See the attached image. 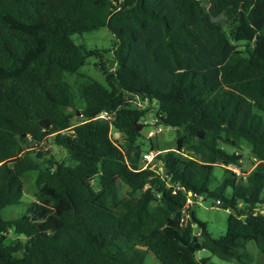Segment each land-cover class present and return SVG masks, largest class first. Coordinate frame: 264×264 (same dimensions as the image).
Returning <instances> with one entry per match:
<instances>
[{
	"label": "trees",
	"instance_id": "trees-1",
	"mask_svg": "<svg viewBox=\"0 0 264 264\" xmlns=\"http://www.w3.org/2000/svg\"><path fill=\"white\" fill-rule=\"evenodd\" d=\"M102 27L112 73L106 50L73 40ZM92 56L105 85L80 72ZM150 115L175 130L172 149L144 138ZM49 136L67 163L43 147ZM146 140L157 168L142 169ZM241 140L253 168L239 175L222 146ZM30 172L34 200L5 220ZM188 193L230 211L224 235L195 218ZM203 250L264 264V0H0V264H211Z\"/></svg>",
	"mask_w": 264,
	"mask_h": 264
},
{
	"label": "rangeland",
	"instance_id": "rangeland-1",
	"mask_svg": "<svg viewBox=\"0 0 264 264\" xmlns=\"http://www.w3.org/2000/svg\"><path fill=\"white\" fill-rule=\"evenodd\" d=\"M73 40L76 43H84L88 48H99L106 50L104 55V68L107 72L112 73L114 71V63H113V53L110 51L112 47V36L109 33L106 27L99 28L95 31H91L88 33H83L81 35H74ZM98 63V59L94 56L88 57L86 59L85 65L80 69V72L86 76L93 78L99 83L105 85V78L103 73L99 68L95 66ZM80 81V77H75L70 81V84L74 85ZM134 104L139 108H144L148 103H142L139 99H134ZM82 120V117L76 115L72 118L73 123H77ZM147 126L143 129L142 134L145 139H151L153 147L158 148L161 151H166L172 149L174 147V138H175V130L167 127L163 124L157 125L156 120L148 117L146 119ZM149 132H152V137L148 138ZM116 136V135H115ZM31 146V145H30ZM43 147L50 152V154L57 161H61L63 163H67L65 152L55 146L52 141V136H49L45 142L43 143ZM28 146L25 144H20L19 149H16V152L21 151L22 149H27ZM222 148L228 153H234L241 157L240 167L230 166V170L233 173L242 175L243 172L247 173L253 168V156L250 152L251 147L248 143L241 140L237 147L231 146H222ZM144 152L149 153L150 151V142L148 140L145 141L143 146ZM152 167L157 168L156 163L152 161ZM227 168V167H226ZM229 169V168H227ZM161 172V169H158ZM224 170L220 167H215L213 170V181H211L209 188L211 190L215 189L222 180ZM36 177L35 172H30L24 175L22 178L23 181V197L21 198V202L18 205L7 206L1 211V216L5 220H11L18 218L25 210L26 206L34 200V180ZM230 190H228V193ZM215 199L209 197H199L191 202V210L194 212L195 218L206 225V230L211 234L213 238H219L224 235L227 226V217L229 215V210H225L217 204ZM194 232L196 234L200 233V228L197 225H193ZM15 234H11L9 237V241L17 238ZM247 250L251 256H253L254 263L256 262V257L258 255V250L255 247L254 243L249 241L247 243ZM197 260L208 259L211 264H236L235 262L223 261L214 256H212L207 251H199L196 253ZM145 264H156L154 258L150 255H146Z\"/></svg>",
	"mask_w": 264,
	"mask_h": 264
},
{
	"label": "built area",
	"instance_id": "built-area-1",
	"mask_svg": "<svg viewBox=\"0 0 264 264\" xmlns=\"http://www.w3.org/2000/svg\"><path fill=\"white\" fill-rule=\"evenodd\" d=\"M146 123V122H145ZM153 133L152 132H149L148 134V138L149 137H152ZM158 153L156 152H149V153H146L143 155V161H144V164L142 166V169H145L147 168L151 163L152 161L154 160V157L157 155ZM227 168H229V170L231 169L230 166H228ZM192 194L191 193H188V198H187V203L186 205H189L191 204V202L193 201L192 200Z\"/></svg>",
	"mask_w": 264,
	"mask_h": 264
},
{
	"label": "water",
	"instance_id": "water-1",
	"mask_svg": "<svg viewBox=\"0 0 264 264\" xmlns=\"http://www.w3.org/2000/svg\"><path fill=\"white\" fill-rule=\"evenodd\" d=\"M79 115V113H78ZM39 125L43 128L46 129L50 126V121L46 120V119H42L41 121H39ZM116 136H118V133H115ZM48 174L50 173V171L47 172ZM12 233L10 232L9 235H11ZM20 237L22 238V242L26 243L27 242V237L22 233L20 234Z\"/></svg>",
	"mask_w": 264,
	"mask_h": 264
}]
</instances>
